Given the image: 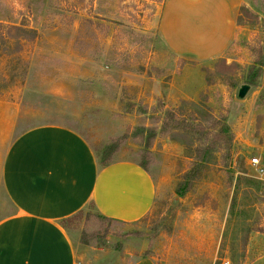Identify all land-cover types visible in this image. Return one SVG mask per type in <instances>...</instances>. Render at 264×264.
Instances as JSON below:
<instances>
[{
  "label": "rangeland",
  "instance_id": "rangeland-1",
  "mask_svg": "<svg viewBox=\"0 0 264 264\" xmlns=\"http://www.w3.org/2000/svg\"><path fill=\"white\" fill-rule=\"evenodd\" d=\"M164 2L0 0V153L41 125L72 129L93 151L124 137L114 162L137 163L151 142L153 208L126 223L87 205L70 224L83 262L264 264V172L250 165L264 163V0H243L233 41L206 61L165 46ZM168 111L180 125H212L208 139L223 119L232 137L228 155L206 156L182 197L175 189L199 145L180 125L160 130ZM12 210L0 191V216Z\"/></svg>",
  "mask_w": 264,
  "mask_h": 264
},
{
  "label": "crops",
  "instance_id": "crops-1",
  "mask_svg": "<svg viewBox=\"0 0 264 264\" xmlns=\"http://www.w3.org/2000/svg\"><path fill=\"white\" fill-rule=\"evenodd\" d=\"M242 2L165 0L159 26L165 46L182 58L219 57L234 39ZM0 191L13 208L0 216V264H87L61 221L89 204L108 219L138 221L153 208L156 187L137 163L100 168L77 132L41 125L22 132L0 153Z\"/></svg>",
  "mask_w": 264,
  "mask_h": 264
},
{
  "label": "trees",
  "instance_id": "trees-1",
  "mask_svg": "<svg viewBox=\"0 0 264 264\" xmlns=\"http://www.w3.org/2000/svg\"><path fill=\"white\" fill-rule=\"evenodd\" d=\"M256 80V77H253L252 79H247L246 84L249 86H256ZM216 124L219 123L216 122ZM161 125L162 126L160 130L165 135H167L172 131L176 130L179 127L180 122L174 118L173 112L168 111L165 112ZM210 127H212V125H209L205 128L197 129L196 126L192 125V123H188L186 125L182 123L180 125V128L182 130L184 129V131L188 132L189 134H193L199 146L194 151L195 161L193 163V170L190 169L189 172L182 177L181 181L176 186L175 194L179 197H182L190 190L191 184L196 178V174L198 173L204 161H206V156H209L213 152H217L219 150L224 152L226 156L229 153L232 137L228 126L225 124V120L222 119L218 132L211 133V137L208 139L209 135L205 131ZM123 142L124 137L114 138L109 140V142L104 144L103 146L94 149L95 158L100 168L108 167L109 165L114 163V156L120 151ZM150 146L151 142H145L142 152L138 154L137 166L145 173H148L149 167L152 164L151 154L147 151ZM81 211H79L77 214L73 215L68 219L62 220L60 223L62 228L69 234V236L70 230L72 229V226L70 225L71 221L75 219ZM96 216L98 219L103 220L105 222L112 221L111 219L103 217L99 214ZM80 237V244H87L88 239L84 236L83 233Z\"/></svg>",
  "mask_w": 264,
  "mask_h": 264
},
{
  "label": "water",
  "instance_id": "water-1",
  "mask_svg": "<svg viewBox=\"0 0 264 264\" xmlns=\"http://www.w3.org/2000/svg\"><path fill=\"white\" fill-rule=\"evenodd\" d=\"M249 89L250 87L247 85L241 86L240 89L238 90L237 97L239 99H243L245 95L247 94V92L249 91Z\"/></svg>",
  "mask_w": 264,
  "mask_h": 264
},
{
  "label": "built area",
  "instance_id": "built-area-1",
  "mask_svg": "<svg viewBox=\"0 0 264 264\" xmlns=\"http://www.w3.org/2000/svg\"><path fill=\"white\" fill-rule=\"evenodd\" d=\"M250 165L253 167H258L262 172H264V163L261 164L258 158L251 159Z\"/></svg>",
  "mask_w": 264,
  "mask_h": 264
}]
</instances>
